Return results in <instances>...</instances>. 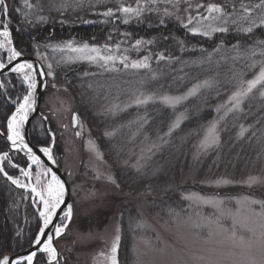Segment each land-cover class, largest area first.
Masks as SVG:
<instances>
[{
    "label": "trees",
    "instance_id": "trees-1",
    "mask_svg": "<svg viewBox=\"0 0 264 264\" xmlns=\"http://www.w3.org/2000/svg\"><path fill=\"white\" fill-rule=\"evenodd\" d=\"M144 1L148 3L146 11L122 25V14L118 10L124 4L122 0H100L92 6L95 10L86 0H28L31 9L24 6V0H6L9 8L7 24L15 49L24 56H36L41 44L71 41L115 50L121 59L128 58L125 61L128 70L121 62L112 64L109 70L90 64L56 67L48 85V90L55 85L70 94L76 114L85 123L112 170L116 193L126 196V202L133 205L134 201L144 197L149 202L163 200L165 206L174 204L177 207L180 193L187 190L216 196L246 193L247 189L243 187L205 190L200 186L208 178L241 182L250 176L264 175V97L259 91L254 90V94L245 99L238 113L222 119L218 128L219 145L197 164L194 162V148L204 126L235 91L233 73H243L247 80L259 70V63L251 69L248 65L253 60L264 59L259 55L261 45H264V25L259 23L264 16V5L256 7L262 4V0H188L187 4L181 0L178 6H174L171 0H156L155 4ZM209 3L223 7L229 20L225 26L229 30L216 32L211 38L189 34L196 20L189 24L186 15L192 11L203 12ZM197 4L205 7L196 8ZM245 8L251 9V20L257 25L251 33L242 31L251 22L245 18ZM108 9L115 11L113 18L117 21L113 23L111 18L104 24L99 20L105 19L102 13ZM233 20L236 22L232 23ZM137 40L143 41L138 47ZM252 48L257 56L250 58L245 55V50ZM161 55L163 60L159 59ZM145 58L147 68L131 67L133 62ZM205 80L212 86L201 88L180 106L186 119L170 135L171 138L168 137V123L173 112L161 107L159 102L128 106L116 114L108 110L114 90H121L127 96H177ZM6 81L2 79L6 93L0 88L2 133H5L7 119L14 111L10 101L19 102L25 92L16 76L9 77V85ZM126 87H130L129 92ZM241 125L248 129L243 137L239 136ZM43 126L44 121L36 119L30 127L31 142L38 147H47L51 141ZM38 128H42L41 133ZM50 130L54 132L51 126ZM160 142L167 144L159 147ZM142 143L149 148L157 147L146 162L133 166L130 161L137 157ZM5 149L6 144L0 136V155ZM16 162L24 164L18 157ZM4 168L10 175L15 174ZM120 201L117 198L114 204L119 206ZM125 210L119 213L122 215L119 221V264H133L130 228L123 219L127 216ZM39 226L29 196L15 189L0 173V257H12L28 249ZM35 264H45V257L40 255Z\"/></svg>",
    "mask_w": 264,
    "mask_h": 264
},
{
    "label": "rangeland",
    "instance_id": "rangeland-1",
    "mask_svg": "<svg viewBox=\"0 0 264 264\" xmlns=\"http://www.w3.org/2000/svg\"><path fill=\"white\" fill-rule=\"evenodd\" d=\"M82 1L84 2V0ZM86 1L91 7L100 2V0ZM122 1L124 4L121 7L137 8L139 6L144 9L143 12L148 8V3L144 0ZM97 13L101 14L100 11H97ZM113 13L115 14V11ZM121 14L122 25L126 24L124 22L125 19L131 20L137 17L135 15L126 16L123 13ZM207 14L206 10L200 13L198 11L193 13L192 11L186 17L191 21L196 20L193 25L198 27L207 23V21L201 19L202 16ZM113 15L105 16L104 20L101 19L99 21L107 24L112 18L114 23L117 19L113 18ZM188 33L193 35L191 31H188ZM2 39L0 37V40ZM69 43L73 48H80L84 45L71 41L59 44L48 42L47 44H41L37 49L38 58L43 62L47 72H49L48 65H52V75H48L50 79L53 77L54 67L69 68L78 64L90 63V65H98L104 67L105 70H109L107 66L121 62V57L115 50L103 47L89 46V49H98L99 55L114 56L116 57L114 61L105 63L99 59L88 60L82 58L89 55L95 57L97 53L73 52L66 47ZM8 62L6 46L0 49V63L6 65ZM126 68L128 70V67ZM19 84L28 90L21 74ZM126 88L129 92L130 87ZM188 91L182 95H185ZM164 96L171 95L150 96L152 99H149L147 103L159 102L161 107L165 106L172 110L173 114L168 123V128L171 127L178 116L182 115L179 126L173 129L171 133L173 134L186 119V115L180 112V106L182 107L193 96L182 101L176 108L165 103L162 99ZM146 97H149V95L127 96L121 90H114L113 101L108 105V110L112 109L110 113L116 114L125 110L128 106H145L147 103L138 104L137 100ZM119 102L126 104L130 102V104L121 105ZM223 106H230L229 98ZM42 110L47 112L50 117V124L54 130L55 137L57 136L54 149L62 172L70 185L73 202V219L72 221L70 220L71 223L70 221H64L71 226L68 224L69 226L56 241L62 253L64 264H109L106 255L109 254L111 243L117 234V228H119L120 235L119 221L122 215L119 213L125 209L127 216L123 219L126 227L130 228L129 241L133 264H264V218L256 215L261 213L262 209L259 204L249 205L245 203V197L264 201V183L253 184L249 187V177L241 182L227 180L228 183H223L222 181L224 180L217 179L218 177L208 178L202 181L200 188L206 190L212 187L216 190H221L229 186L236 189L243 187L247 189V192L236 196H216L187 190L180 193L176 204L177 207L174 204L165 206L166 203L163 200L149 202L144 197L141 200L139 199L138 202L134 201L133 205H131L129 201H125L126 196L116 193V182L110 166L104 159H97L96 155L89 150V142H94V140L91 138L85 123L78 120L77 126L73 127L71 117L76 111L70 94L60 87H51L43 100ZM218 110L219 112L210 121H218V128L222 121L221 117L224 118L229 114L239 112L226 113L225 107L221 106ZM210 122L204 126L195 145V163L207 155L201 153L197 157L196 146L203 138ZM77 132H80L79 136L76 135ZM171 134L168 135L169 138H171ZM161 143L159 147H165L167 144ZM148 148L144 143L140 145L137 157L130 161L133 166H139L147 161L148 158L146 157L150 155L147 151ZM109 176L112 177L114 183L108 179ZM250 177L264 178V175ZM46 182L45 179L42 180V184ZM186 197H192L193 199H187ZM117 198L121 200L119 206L114 204V200ZM196 198L215 201L217 206H213L211 203H203L202 201L194 203L193 200ZM129 205L133 206V210H131ZM121 207L124 208L120 210ZM222 213L226 215H221ZM216 217H220L223 229H232L234 219L238 222L234 240L230 238V231L226 233L218 229L215 224L209 225V220ZM62 218L63 215L59 220L60 224Z\"/></svg>",
    "mask_w": 264,
    "mask_h": 264
},
{
    "label": "snow or ice",
    "instance_id": "snow-or-ice-1",
    "mask_svg": "<svg viewBox=\"0 0 264 264\" xmlns=\"http://www.w3.org/2000/svg\"><path fill=\"white\" fill-rule=\"evenodd\" d=\"M151 3H156V0H150ZM173 2L174 6H178L181 2V0H171ZM184 3H188V0H184ZM262 5H264V0H262V4L256 5L257 8H261ZM24 6L26 8L31 9L32 4L28 2V0H24ZM189 7L191 5L189 4ZM205 7L204 5L197 4L196 8H202ZM243 7V6H242ZM121 13L125 14L126 16H140L141 13L144 11L142 7L137 8H131V7H121L118 9ZM187 11V9H185ZM246 17L248 20H250V24L247 28L242 29L245 33H251L253 30V27L257 26L256 21L251 20V9L245 8ZM206 12L207 15H204L201 17L203 21H207L206 24H201L198 27L190 28L189 31L192 32L193 35H201L204 37L211 38L212 33H225L229 29L225 26L229 23L228 16L226 12L224 11L223 7L220 5H217L215 3H209L206 6ZM9 8L7 6L6 0H0V20L5 19L8 16ZM113 10L108 9L107 11L103 12L102 15L104 16H112ZM167 14V10H166ZM125 23L128 22L127 19L124 21ZM236 21L233 20L232 23H235ZM189 24L192 23L191 20L188 21ZM260 25H264V16H261ZM187 27V25H184ZM0 37L3 39L0 40V49H3L7 46V52H8V59L9 63H11L13 60H16L18 57L22 55L21 52L17 51L14 47H12V40L10 38L9 28L7 22L3 24L2 30H0ZM143 41L137 40L136 46L138 47ZM148 43H151L149 41ZM66 47H68L73 52L78 53H86V52H95L97 53V56H84L82 58H86L88 60H95L99 59L107 63L108 61H114L116 57L114 56H103L99 55V50L92 48L89 49V46L87 44H84L83 47L80 48H73L72 45L69 43ZM261 52L259 55L261 57H264V45H261ZM245 55L248 57H255L257 56V52L255 48L247 49L245 50ZM127 57H123L121 59V63H124L125 67H128L129 65L125 63L127 61ZM160 60L164 59V56H159ZM147 58H145L144 61H138L133 62L131 64L132 68H147L148 64L146 62ZM257 63H259V70L257 73L253 75V78L251 79H244L243 73L236 74L233 73V79L236 81L235 88L236 90L232 92V94L229 97V105L230 106H221L225 107L226 113L229 112H235L241 110V105L244 103L245 99L249 97L250 94H254V89L259 91V94L261 97H264V59H261L259 61L253 60L248 67L255 68L257 66ZM5 65L3 63H0V68H4ZM49 72L47 75H52L51 67L52 65L49 64ZM33 64L31 63H18L15 67L11 69L12 72L20 73L23 77L24 84L27 85V94L23 96V100L21 102L17 103V106L15 108V111L12 113V115L8 118L7 121V140L11 143V146L13 149H18L24 151L27 156L28 160L31 162V164H35L38 169H42V171H37L36 173V185H33L31 183V176L32 173L30 171H26L24 169H21V174L29 178V183L25 184L22 183L21 180L17 178H13L12 176L8 175L7 172L4 170V168L0 167V172L4 173L5 177L8 181L11 182L12 185H15L17 188H24L26 191H30L32 195L36 198H38L39 204L42 205V207L39 210V217L42 221V226L40 227L39 234L35 237L33 241V245L35 250L29 252L27 255H24L22 257L17 258H11L7 255L0 257V264H35V258L37 257L38 253H46L47 254V260L48 264H53L54 261L58 262V254L57 250L53 245V239L54 237L58 238L62 235V233L67 228V223L64 221H70L73 215V209L71 205H67L66 210L63 211V218L60 225H53V218L57 215L58 209H60V206L64 204V196H65V185L61 182L60 179L56 177V175H51V179L48 180L46 183L41 182V175L47 177L49 173V169H44L40 163V160L37 158L36 155L33 154V150L24 143V137L21 134V130L23 129L24 123L27 121L29 113L33 110V107L35 105V99H34V92L36 89V78L35 74L32 71ZM40 76H44L45 73L40 72ZM260 86V89L257 88V86ZM211 83L208 80H205L202 84L197 83L194 85L185 95L181 96H164L162 99L165 103L169 104L171 107L176 108L177 105H179L182 101L187 100L189 97L194 96L198 93V91L203 87H211ZM55 87V85H53ZM149 99H152V97H146L144 99H138V104L147 103ZM109 111H112V109H109ZM182 119V115L178 116L175 120V122L171 125L169 128V133L171 134L173 129L179 126ZM223 119V117H221ZM78 123V117L76 114H73L72 116V124L73 127H76ZM218 121H212L207 126L206 131L204 132L203 138L199 141V144L197 147V153L196 156L198 157L201 153L207 154L210 150L216 148L220 143V138L218 135ZM82 127V125H81ZM248 129H246L243 125L240 126V133L239 136L243 137L245 132H247ZM77 136L80 135V132L76 133ZM253 136L256 135L255 132L252 133ZM156 145H153L152 147L148 148V152L151 153L154 148H156ZM89 150L94 153L97 157V159L102 160V154L100 153L97 145L90 141L89 142ZM42 153H44L45 156L48 157L49 160H52L51 155V149L48 147H43L40 149ZM146 158H150L146 157ZM8 156L7 153H4L3 155H0V161L7 160ZM12 167H16L15 164H12ZM139 170V167H138ZM108 179L112 181V177L109 176ZM114 183V181H112ZM223 183H228L227 180L222 181ZM257 183H264V178H258V177H249L248 179V185L251 187L253 184ZM39 185L40 187H37ZM187 199H193L192 197H186ZM211 203L213 206H217L215 201H208L203 200L202 198H196L193 200L194 203ZM245 203L249 205L253 204H259L262 211L259 214L262 218H264V201H258L254 199H250L248 197H245ZM221 215H226L225 213H222ZM237 221L234 219L232 224V229H223L222 225L220 223V217H216L215 219L209 220V225L215 224V226L218 229H221L224 232H231V239H235V229L237 227ZM49 225H53L54 227V236L49 235L46 232V229L49 228ZM199 226V225H197ZM243 226V225H242ZM117 234L115 235L111 247L109 250V254L106 255V259L109 261V264H119L118 262V248L120 244L121 237L119 235V228L116 230ZM43 237H46V239H42Z\"/></svg>",
    "mask_w": 264,
    "mask_h": 264
},
{
    "label": "water",
    "instance_id": "water-1",
    "mask_svg": "<svg viewBox=\"0 0 264 264\" xmlns=\"http://www.w3.org/2000/svg\"><path fill=\"white\" fill-rule=\"evenodd\" d=\"M18 63H31V64H33V69H34L36 76H37L36 89L34 92L35 105L33 107V110L35 111V113L31 117V119L27 122V126H28L31 123V121L34 119V117L39 114L40 101H41V98H42L43 93H44L46 86H47V74H46V71H45L43 65L37 59L31 58V57H21L19 59L14 60L9 65H7L5 68L0 70V78L4 75L10 74L11 69L13 67H15L16 64H18ZM40 72L45 73V75L40 76L39 75ZM5 141L7 143V150H6L7 154L10 152L16 151L15 149L12 148L11 143L7 140V136L5 137ZM24 143L27 144L33 150V154L36 155L40 161H42V163L45 166V169H49V173L47 175L48 179H50V174L53 173L65 185L64 204H62L60 206V209H58L57 215L53 218V225H57L58 218H59L60 214L67 208V205L72 206L69 186H68L66 180L64 179L63 174H62L61 170L59 169L58 165L56 164L55 159L52 155V144L49 147L51 149L52 160H49L48 157L45 156L44 153H42L40 151L41 148H35L31 145L30 140L28 138V127L26 128V141ZM53 225H49V228L46 229V232L49 235L54 236ZM42 239H46V237H43ZM53 245L57 250L58 259H59L60 252L58 251V248L56 245V237H54V239H53ZM34 250H35V248H34V245L32 244V246L28 250L14 256L12 258L22 257V256L27 255L29 252L34 251ZM39 254L40 253H38V255ZM36 258H35V260H36Z\"/></svg>",
    "mask_w": 264,
    "mask_h": 264
},
{
    "label": "bare ground",
    "instance_id": "bare-ground-1",
    "mask_svg": "<svg viewBox=\"0 0 264 264\" xmlns=\"http://www.w3.org/2000/svg\"><path fill=\"white\" fill-rule=\"evenodd\" d=\"M0 88H1L2 92H6V90H5V86H4V85H1V84H0ZM10 104L14 107V105L16 104V102H14V101H10ZM119 104L123 105V104L120 103V102H119ZM14 111H15V110H14ZM14 111H13V112H14ZM13 112H12V113H13ZM34 113H35V111L32 110V111L29 113V116H33ZM40 114H47V112L43 111V110H42V107H40V108H39V114H38V115H40ZM11 115H12V114H11ZM11 115H10V116H11ZM38 115H36L35 117H37ZM29 116H28V117H29ZM7 121H8V119H7ZM0 136H1V138H2L3 140H5V137H6V134H5V133H2V132L0 131Z\"/></svg>",
    "mask_w": 264,
    "mask_h": 264
}]
</instances>
